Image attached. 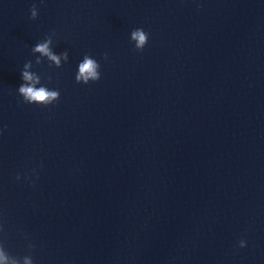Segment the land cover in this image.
Instances as JSON below:
<instances>
[{"label": "clouds", "instance_id": "obj_1", "mask_svg": "<svg viewBox=\"0 0 264 264\" xmlns=\"http://www.w3.org/2000/svg\"><path fill=\"white\" fill-rule=\"evenodd\" d=\"M31 19H36L38 12L35 5L30 9ZM131 41H135V49L137 51H142L145 45L148 43V33L143 29L137 28L131 32L130 36ZM52 37L46 36L42 42H38L33 48L32 53L35 55L39 53L40 56H37L35 63H41V57H47L48 61H51L52 65H55L57 68L62 66V61L67 62L69 60V54L67 51H63L59 54H56L53 49L50 47L52 45ZM104 59H107V54L105 53ZM33 64L31 61L26 62L23 65L21 71V80L22 83L18 87V93L23 98V101L27 104H39V105H50L53 102L57 101L60 97V92L58 90H49L48 87L41 84V77L33 72L29 71L32 69ZM100 64L92 58L90 55H85L81 62L78 64V71L75 76L77 83L88 84L91 82H96L100 79ZM37 85H40L37 87ZM19 179V176H17ZM239 246L241 248L246 246L245 240H240ZM0 264H9L8 257L0 252ZM25 264H31L30 260H26Z\"/></svg>", "mask_w": 264, "mask_h": 264}]
</instances>
